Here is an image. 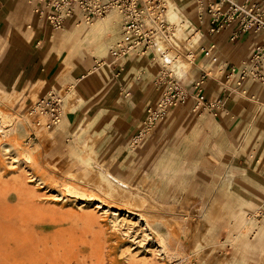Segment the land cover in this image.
Masks as SVG:
<instances>
[{"label":"rangeland","instance_id":"374dc122","mask_svg":"<svg viewBox=\"0 0 264 264\" xmlns=\"http://www.w3.org/2000/svg\"><path fill=\"white\" fill-rule=\"evenodd\" d=\"M162 2L166 13L169 1ZM109 15L114 18L106 24ZM165 20L167 28L158 32L150 48L121 60L125 67L146 70L151 82L163 71L180 78L165 62L164 55L189 60L185 50L169 42L168 35L176 32V24ZM79 23V28L83 26L91 31L97 27L96 31L103 32L102 44L92 52L89 50L95 45L87 44L90 38L83 43L80 41L84 53L71 55L63 46L65 38L53 41L52 55L59 67V80L74 73L79 60L82 64L79 72L83 68L81 73L93 69L94 58L108 57L110 48L123 38L121 16L117 11L91 24ZM194 31L192 26L186 30V42ZM4 46L0 45V53ZM202 48L193 50L190 58L193 66L184 80L180 78L182 82L188 83L189 75L199 68L221 76V65L211 64L210 52L207 60L194 65L200 61ZM101 68L110 70L107 65ZM43 86L59 91L63 97L64 120L51 129L37 127L30 115L42 97ZM241 96L244 97L242 93ZM81 102L73 82H56L50 86L43 82H24L6 87L0 74V111L11 118L7 134L0 132V264H264V193L254 203H247L242 196L237 199L238 183L245 170L233 166L226 169L224 165L216 167L210 173L214 187L205 189L203 186L192 194L188 188H182L187 186L192 174L168 172L171 167L156 155L146 164H142L141 158L134 160L149 139L135 144L131 139L127 156H102L97 149L100 137H91L92 121L85 118L72 138L61 142L54 131L66 124L68 112ZM43 120L47 118L42 117L45 122ZM5 143L13 146L11 151L4 148ZM90 150L95 158H90ZM25 154L30 158L26 159ZM101 173L129 183L132 193L128 197L107 194L100 188L105 184ZM199 175L203 179L199 182L205 184L209 174ZM259 176L264 184V173ZM70 191L78 194H70ZM95 192L106 205H111L112 211H103L93 202L91 194L94 196ZM157 202L164 207H158ZM132 209L137 214L127 212ZM141 213L147 214L150 225L138 217ZM162 238L166 247L160 243Z\"/></svg>","mask_w":264,"mask_h":264},{"label":"crops","instance_id":"0c3cea01","mask_svg":"<svg viewBox=\"0 0 264 264\" xmlns=\"http://www.w3.org/2000/svg\"><path fill=\"white\" fill-rule=\"evenodd\" d=\"M175 1L191 21V26L202 34L204 50L200 52V61L194 65L207 60L211 53V64L221 65L223 71L217 77L204 69H195L189 75L188 83L184 81L185 86L194 93L193 83L207 73L203 91L206 104L197 107V98L192 96L185 104L171 110L166 120L144 137L149 139L148 144L136 153L134 160L141 158L142 164H146L156 155L171 167L168 172L192 174L187 186L182 187L192 194L203 186L205 189L214 187L210 180L214 168L221 165L226 169L238 167L245 173L238 183L237 199L242 196L247 203H254L264 193L259 176L264 173V86L246 80L237 87L232 81L226 82V74L232 64H238L250 54L252 45L260 40V33L241 31L235 39H232L231 30L211 33L206 20L209 17L207 5L211 0H203V10L198 0ZM237 1L243 3L245 0ZM250 1L264 10V0ZM200 11H204L203 19ZM79 18L80 14L76 13L62 29L55 30L36 13L33 0H0V45H5L0 53L3 83L6 87H14L24 82H43L46 86L73 82L74 91L82 102L68 112L66 124L54 131L56 138L61 142L69 141L85 118H90L91 137H100L97 144L100 155L127 156L129 143L142 126L144 112L157 102L162 86L151 82L146 70L121 64L126 56L116 59L111 52L108 57L94 58L93 69L86 73H81L84 68L79 72L82 64L77 61L76 71L59 80V67L52 55L53 41L65 38L63 46H68L67 37L73 34ZM41 19L48 24L42 23ZM82 53L81 48L76 51V55ZM103 65L109 66L110 70L101 68ZM50 91L61 94L43 86L41 96ZM200 173L209 174L208 179L204 178L205 184L200 183L203 180Z\"/></svg>","mask_w":264,"mask_h":264},{"label":"built area","instance_id":"2783aa9c","mask_svg":"<svg viewBox=\"0 0 264 264\" xmlns=\"http://www.w3.org/2000/svg\"><path fill=\"white\" fill-rule=\"evenodd\" d=\"M35 11L55 29L60 30L65 23L80 14L79 22L91 24L97 18L111 11L119 12L123 29V38L110 50L116 59L132 53L145 52L154 44L160 30L165 31L167 23L163 18L166 6L162 0H33ZM201 10L204 1L198 0ZM200 11V18L203 19ZM206 18L209 31L220 33L232 31V39L239 37V32L254 30L260 33V40L252 45L248 56L238 64H232L226 74V82L232 81L241 87L246 80H252L264 86V10L250 0L243 3L237 0H211L207 5ZM205 19V18H204ZM208 78L203 73L194 83V93L183 84L182 80L169 71L161 72L156 84L162 86V93L157 102L147 108L141 128L133 135L135 144L142 141L155 126L166 120L171 110L185 104L192 96L197 98V107L206 104L204 87ZM212 106V104H209ZM36 126L51 129L59 125L63 118V97L50 91L40 97L30 111ZM42 117L47 120L42 122ZM259 216L258 214L256 215Z\"/></svg>","mask_w":264,"mask_h":264},{"label":"bare ground","instance_id":"6f19581e","mask_svg":"<svg viewBox=\"0 0 264 264\" xmlns=\"http://www.w3.org/2000/svg\"><path fill=\"white\" fill-rule=\"evenodd\" d=\"M169 1V4H168V9H167V11H166V13H165V19H168L170 22H171V24L172 23H174V24H176V32H174V33H170L168 36H169V42H171V43H173L177 48L178 47H180V49H182V50H185L186 52H187V56L189 57V60H178V59H176V57H174L173 55L172 56H170V55H164L165 56V62L168 64V65H170V68L180 77V78H183V77H185L186 75H187V73H188V70L193 66V61H192V59H190L191 57H192V52H193V50H195V51H198V49H200L201 47H202V45H201V32L198 30V29H196V28H194V33H193V36L192 37H190L189 36V39L187 40V42H186V30L189 28V26H191V21L187 18V16L184 14V12L181 10V8H180V6L178 5V3L175 1V0H168ZM165 2V1H164ZM114 15V14H113ZM111 16V15H109L107 18H106V20H105V23L106 22H109V21H111V19L112 18H114V16ZM32 18V17H31ZM28 20H30V19H28ZM166 21V20H165ZM107 24V23H106ZM78 25H81L79 22H77V24H76V29L73 31V34H70L67 38V40H68V46H66L65 48L66 49H68L69 50V54H71V55H73V54H76V51L78 52V50L80 51V48L82 47V43L83 42H85L86 41V39H89L90 38V40H89V42H87V44L88 45H95L94 47H93V49H91V50H89V51H92V52H95V50H96V48L98 47V45L100 44H102L101 43V41L103 40V37H104V33L103 32H100V31H96L95 30V28H97V27H95L93 30H89V28H86V27H80L79 28V26ZM99 27V26H98ZM192 28H193V26H192ZM188 33H190V31L188 32ZM168 34V33H167ZM160 36V35H159ZM33 37V36H32ZM166 37H167V35H166ZM187 37H188V35H187ZM32 39V38H31ZM63 40V39H62ZM78 40H79V43H78ZM160 40V39H159ZM80 41L82 42V43H80ZM64 42V41H63ZM163 41H160V44H163L162 43ZM86 44V45H87ZM79 45V46H78ZM173 45V46H174ZM77 47H79V48H77ZM90 47H92V46H90ZM75 48H77L78 50H76L75 51ZM179 49V50H180ZM181 50V51H182ZM165 52V51H164ZM190 72V71H189ZM187 78V77H186ZM3 111V110H2ZM2 111H0V132H2V134L3 135H5V134H7V131H8V129H7V124L8 123H10V119H9V116H7V115H5L4 114V112H2ZM8 113V112H7ZM9 114V113H8ZM15 116V115H14ZM14 119V118H13ZM17 119V118H16ZM12 121V120H11ZM43 121H45V120H43ZM14 122H16V121H14ZM13 122V123H14ZM12 123V124H13ZM8 125H10V124H8ZM25 125V124H24ZM17 128V127H16ZM7 136V135H6ZM10 143V142H9ZM3 146V145H2ZM12 145L11 144H8V143H5L4 144V148L7 150V151H11V149H12ZM16 151L14 150V153H15ZM90 152V154H89V156H91L90 158H95V153H92V151L90 150L89 151ZM9 153V152H8ZM97 154V153H96ZM25 156V158L26 159H29L30 157L27 155V154H25L24 155ZM15 157H16V154H15ZM84 157H85V155H84ZM87 157V156H86ZM85 157V158H86ZM84 158V159H85ZM89 158V159H90ZM86 160V159H85ZM93 160V159H92ZM79 161V160H78ZM85 163V162H84ZM87 163V162H86ZM11 165H12V163H11ZM87 165V164H86ZM13 166V165H12ZM85 166V165H84ZM83 166V168H85ZM87 168V167H86ZM93 168V167H92ZM96 171V170H95ZM106 170H104V172H105ZM98 172V171H97ZM73 173V172H72ZM109 174V173H108ZM108 174H104V173H101V176H102V180L105 182V184H101L100 186V188H104L103 190H106V192H107V194H109V195H116L117 194V196H118V194H121V195H124V197H126L127 195H129L130 193H132L131 192V189H130V184L128 185V184H125V183H123L122 181H120V180H118V179H116L115 177H113V176H110V175H108ZM75 175V174H74ZM84 176H86L85 174H84ZM88 177V176H87ZM87 177H85V178H87ZM89 178V177H88ZM82 179H83V177H82ZM89 180V179H88ZM87 179L85 180V181H87V182H90V181H88ZM93 180V179H92ZM95 180V179H94ZM97 183H98V181H97ZM95 184V183H94ZM96 185V184H95ZM92 186V185H91ZM98 186V185H97ZM71 187V186H70ZM70 187H69V190H72V189H70ZM79 188V187H78ZM37 190V189H36ZM68 190V189H67ZM99 190V189H98ZM101 190V189H100ZM85 191V190H84ZM68 192V191H67ZM93 192V191H92ZM78 194V192L76 191V192H72V191H70V194ZM81 193V192H80ZM84 193V192H83ZM86 193V192H85ZM89 193V192H88ZM65 194V193H64ZM91 194V193H90ZM69 195V194H68ZM126 195V196H125ZM84 196V195H83ZM121 197V196H120ZM128 197V196H127ZM84 198V197H83ZM87 198H89V197H87ZM91 198H92V200H93V202L99 207V208H102L103 209V211H112L113 209H112V207H111V205H106L105 203H104V201L99 197V196H96V192H95V195L94 196H92V194H91ZM90 198V199H91ZM76 199V198H75ZM82 199V198H81ZM89 199V200H90ZM69 200H71V199H69ZM126 200V199H125ZM216 202V201H215ZM76 203V202H75ZM111 203V202H110ZM70 205V204H69ZM73 206V205H72ZM114 206V205H113ZM157 206L158 207H161V208H163L164 207V205H163V203H160V202H157ZM65 207V206H64ZM74 207V206H73ZM63 208V207H62ZM122 208V207H121ZM93 209V208H92ZM126 208L124 207V210H125ZM145 209H147V208H145ZM145 209H143V210H145ZM100 210V209H99ZM175 210V209H174ZM140 211V210H139ZM138 211V212H139ZM114 212V211H113ZM127 212L128 213H133V214H135L136 212H134L133 211V209L132 210H127ZM158 212V211H157ZM111 213V212H110ZM124 213V212H123ZM143 213V212H142ZM138 214V217L139 218H144L143 220H144V222L147 224V225H150L151 224V221H150V218L149 217H147V216H145V215H147L146 213H145V215H143V214ZM156 213V212H155ZM118 214V213H117ZM137 214V213H136ZM152 214V213H151ZM157 214V213H156ZM161 214V213H160ZM153 216H154V214H153ZM128 217V216H127ZM173 217V216H172ZM120 218V217H119ZM162 218V217H161ZM164 218V217H163ZM131 220V219H130ZM121 221V220H120ZM135 221V220H134ZM174 221H175V218H174ZM131 222V221H130ZM135 223V222H134ZM172 223V222H171ZM176 223V222H175ZM179 223V222H178ZM259 223V222H258ZM129 224H131V223H129ZM136 224H137V222H136ZM167 224V223H166ZM183 224V223H182ZM253 224V223H252ZM121 225V224H120ZM123 225V224H122ZM121 225V226H122ZM159 225V224H158ZM158 225H157V228H158ZM126 226V225H125ZM139 226V225H138ZM144 226V225H143ZM180 226V225H179ZM167 227V226H166ZM257 228V227H256ZM143 229V228H142ZM145 229V228H144ZM162 230V229H161ZM157 231V230H156ZM151 232V231H150ZM162 232V231H161ZM171 233V232H170ZM148 234V233H147ZM172 234V233H171ZM151 235V234H150ZM156 236V235H155ZM176 236V235H175ZM160 237V236H159ZM145 238V237H144ZM155 238V237H154ZM246 238V237H245ZM155 239H157V238H155ZM168 239V238H167ZM172 240V239H171ZM175 240H177L176 239V237H175ZM242 240H243V238H242ZM247 240H248V238H247ZM149 241V240H148ZM154 241V240H153ZM178 241V240H177ZM180 241V240H179ZM160 243L163 245L164 244V246H165V239L164 238H162L161 239V241H160ZM159 243V244H160ZM172 244V243H171ZM158 246V245H157ZM166 247V246H165ZM199 249V248H198ZM238 250V249H237ZM169 251V250H168ZM180 251V250H179ZM154 252V251H153ZM160 253V252H159ZM155 254V253H154ZM158 254V253H157ZM165 254V253H164ZM163 254V255H164ZM184 254V253H183ZM186 254V253H185ZM184 254V256H186ZM171 255V254H170ZM203 255V254H202ZM182 256V255H181ZM218 256V255H217ZM243 256V255H242ZM171 258V257H170ZM180 258V257H179ZM177 259V258H176ZM185 259V258H184ZM216 259V258H215ZM218 259V258H217ZM201 261H202V259H201ZM218 261V260H217ZM148 262V261H147ZM149 263V262H148ZM146 264V263H145ZM204 264V263H203Z\"/></svg>","mask_w":264,"mask_h":264}]
</instances>
